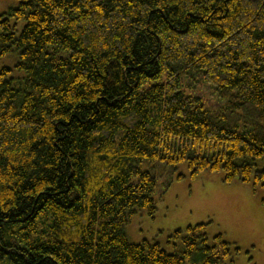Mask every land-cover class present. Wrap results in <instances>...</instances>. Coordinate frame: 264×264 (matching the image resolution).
Instances as JSON below:
<instances>
[{
  "label": "trees",
  "instance_id": "trees-1",
  "mask_svg": "<svg viewBox=\"0 0 264 264\" xmlns=\"http://www.w3.org/2000/svg\"><path fill=\"white\" fill-rule=\"evenodd\" d=\"M13 53L0 264H226L208 224L170 235L174 253L125 227L157 211L156 164L264 188V0H18L0 15V60Z\"/></svg>",
  "mask_w": 264,
  "mask_h": 264
},
{
  "label": "rangeland",
  "instance_id": "rangeland-1",
  "mask_svg": "<svg viewBox=\"0 0 264 264\" xmlns=\"http://www.w3.org/2000/svg\"><path fill=\"white\" fill-rule=\"evenodd\" d=\"M18 0H0V15L17 8ZM15 23L12 21V24ZM24 22L17 24L18 34ZM18 62L16 53L0 60L3 68H14ZM16 76L24 73L16 71ZM191 92L205 99L211 111H218L219 94L213 87L195 84L191 79ZM257 169L264 168V158L256 160ZM158 178L156 193L157 211L153 217L139 213L125 227L128 240L134 244L144 241L158 243L168 253L183 251L168 243L173 233L188 227L208 224L210 244L221 235L230 244V256L226 264H264V188L255 189L251 184L224 182L223 173L202 172L191 178L187 163L176 168L156 164L146 167ZM180 177V178H179ZM168 185L167 191L162 193ZM162 193V195H161ZM161 195V196H160Z\"/></svg>",
  "mask_w": 264,
  "mask_h": 264
}]
</instances>
